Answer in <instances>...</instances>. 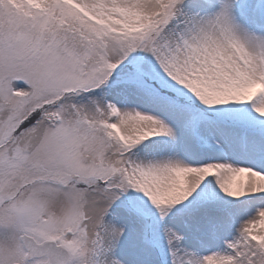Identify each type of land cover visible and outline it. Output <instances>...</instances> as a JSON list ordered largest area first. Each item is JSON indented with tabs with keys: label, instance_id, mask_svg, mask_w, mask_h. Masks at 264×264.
Returning a JSON list of instances; mask_svg holds the SVG:
<instances>
[{
	"label": "snow or ice",
	"instance_id": "1",
	"mask_svg": "<svg viewBox=\"0 0 264 264\" xmlns=\"http://www.w3.org/2000/svg\"><path fill=\"white\" fill-rule=\"evenodd\" d=\"M0 264H264V0H0Z\"/></svg>",
	"mask_w": 264,
	"mask_h": 264
}]
</instances>
